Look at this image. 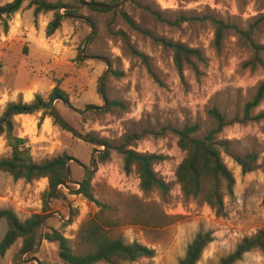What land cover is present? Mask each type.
I'll use <instances>...</instances> for the list:
<instances>
[{"label": "rangeland", "instance_id": "1", "mask_svg": "<svg viewBox=\"0 0 264 264\" xmlns=\"http://www.w3.org/2000/svg\"><path fill=\"white\" fill-rule=\"evenodd\" d=\"M11 1L0 0V6ZM48 1L64 7L83 5L80 0ZM121 1L95 0L105 5ZM104 10L84 7L67 16L50 37L46 28L53 13L36 18L28 3L8 21V29L0 21V117L11 102L30 103L37 94L48 100L56 86L68 94L69 105L53 103L68 129L51 117L42 119L39 112L16 116L15 134L29 140L36 162L67 155L71 179L79 184L90 172L95 198L110 207L108 215L124 222L115 236L155 251L152 258L112 264H180L196 236L205 232L213 234V241L198 264H219L244 238L264 230V119H244L246 104L264 83V65L254 70L244 67L252 51L237 34L254 27L253 40L264 45V21H259L264 0H128L120 8ZM65 11L62 8V14ZM122 13L130 16L137 29ZM212 18L230 26L220 48L215 44ZM91 25L95 32L87 42ZM161 38L199 49L205 62L194 59L198 71L186 66L181 78L173 51L158 41ZM138 54L147 58V64ZM108 70L104 86L108 107L104 109L100 86ZM112 102L119 105L111 106ZM92 107L99 109L88 110ZM213 109L225 118L215 141L236 179L234 196L225 198L222 217L202 197H185L173 177L186 156L175 132L197 124L200 131L193 137L204 139L218 128L209 114ZM262 112L264 100L251 117ZM134 137L129 149L161 158L154 170L168 184L167 195L158 189L144 192L136 166L130 172L124 170V156L117 148ZM104 142L113 149L102 162L99 153L105 150ZM250 155L256 157L254 170L245 174L236 159ZM10 156L6 138L1 137L0 157ZM48 185V179L14 180L0 171V212L11 210L21 222L43 214ZM60 188L64 195L52 202L34 254L21 256L26 264H66L59 258L58 244L45 239L52 231L61 232L74 253H82L77 245L80 226L100 207L76 194L80 185ZM138 206L156 215L157 222L131 224ZM7 230V222L1 220L0 243ZM20 250L17 243L6 255L0 254V264H17ZM235 264H264V251L247 253Z\"/></svg>", "mask_w": 264, "mask_h": 264}, {"label": "trees", "instance_id": "2", "mask_svg": "<svg viewBox=\"0 0 264 264\" xmlns=\"http://www.w3.org/2000/svg\"><path fill=\"white\" fill-rule=\"evenodd\" d=\"M25 3H28V7L34 8L36 18L45 13H53V19L46 28L48 37L53 36L61 28L67 16L77 14L76 11L72 10H66L62 14V8H68L69 6L64 7L60 3H52L48 0H13L0 6V21L4 23L6 29H8V21L23 9ZM80 3L86 4L84 0H80ZM89 4L88 7L95 11H105L94 6L95 4H105L97 3L95 0H92ZM156 15L160 17L159 14ZM122 16L131 27L137 29L127 13H122ZM211 20L216 27L215 44L220 48L224 35L230 26L220 20L213 18ZM182 21L187 20L182 18ZM259 21H264V16L260 17ZM253 28L251 27L247 31H237L242 44L252 51L251 59L244 65L245 68L252 70L264 65L262 58L264 45H259L253 40ZM158 41L164 47L173 51L175 67L183 79L186 66H191L195 71H198L194 59L201 63L205 62V58L199 49L191 48L182 43L167 41L163 38L158 39ZM141 57L147 64V58L144 55H141ZM263 100L264 83L259 86L252 101L245 106L244 119L246 122L264 119V112L251 117V112ZM56 101L66 105L70 104L68 94L58 86L54 88L48 100L37 94L30 103H26L22 99L9 103L0 117V138L5 137L8 147L11 149L10 157H0V171L10 174L14 180L32 182L48 179L49 181L48 189L43 195V214L34 215L25 222H21L11 210L0 212V221L5 220L8 224V230L0 243V254L2 256L6 255L12 246L21 243L17 264H26L21 259L22 255L34 254V250L42 237L43 224L47 214L51 211L52 202L60 200L64 195V191L60 186L69 187L67 168L70 158L63 155L49 161L36 162L31 154L29 140L15 134L14 118L43 112L42 119L46 116L51 117L54 119L55 124L68 129L53 105ZM110 105L118 106L119 104L112 102ZM209 114L216 121L218 128L209 133L204 139L193 137L200 131L197 124L187 125L183 130L175 132L179 138V147L186 152V156L176 170V178L185 197H202L216 215L222 217L226 215L225 198L234 196L236 179L233 172L224 163L219 144L215 141V135L220 133L226 125L225 118L217 109L211 110ZM132 140H135V137L129 139L124 146L117 148L124 156V170L130 172L131 168L136 166L141 181V189L144 192L158 189L164 195H167L170 191L168 184L159 178L154 170L155 163L161 158L157 155L139 154L129 149V143ZM104 145L106 149L99 153L102 162L109 159L110 151L113 149L106 142H104ZM255 161L256 157L252 155L244 159H236L245 174L254 170L253 164ZM92 176L90 172L86 173V177L80 182V189L76 193L100 207V211L95 216L88 218L80 226L77 245L82 253H74L69 240L61 232L52 231L45 234L46 240L58 244L60 260L66 264H98L100 262L112 264L117 261L135 262L142 258L154 257L155 251L147 246L138 242L127 244L122 237L115 236V230L121 227L124 222L120 218H113L108 215L107 212L110 207L99 203L95 198ZM131 218L130 223L135 225H151L152 222L158 220L156 215L147 214L142 206L137 207L135 215L133 214ZM212 241L213 234L211 232L198 234L189 245L180 264H198L205 249ZM252 251H264V230H259L252 237L244 238L237 245L235 251L221 259L219 264H235L241 261L245 254Z\"/></svg>", "mask_w": 264, "mask_h": 264}, {"label": "water", "instance_id": "3", "mask_svg": "<svg viewBox=\"0 0 264 264\" xmlns=\"http://www.w3.org/2000/svg\"><path fill=\"white\" fill-rule=\"evenodd\" d=\"M128 0H123L121 1L120 3L118 4H115V5H98V4H95L94 6L98 7V8H102V9H107V10H114V9H117V8H120L122 7ZM90 6L89 3H86V4H83L82 6H75V7H68V8H65L66 10H72V11H79L81 10L82 8L84 7H88ZM91 29H92V33H91V36L87 39V42L90 40V38L94 35V28L93 26L91 25ZM106 62V61H105ZM106 64L108 65V63L106 62ZM109 66V65H108ZM110 68V67H109ZM108 73H109V70L106 72V74L104 75L103 79H102V83H101V86H100V93H101V96L102 98L104 99V102H105V107L104 109H106L108 107V100L106 98V95H105V91H104V86H105V81H106V78L108 76ZM99 108L98 107H92V108H89L88 110H98ZM87 110H84V111H78L79 113H84L86 112ZM68 127V125H67ZM106 149V147H105ZM93 164H95V160H93ZM67 176H68V182L69 184H74V185H80L78 182H76L75 180H72L71 179V168L70 166L68 165V168H67ZM65 186V185H64ZM48 219V218H47ZM46 219V220H47ZM46 222V221H45ZM45 222L43 224V227L45 226Z\"/></svg>", "mask_w": 264, "mask_h": 264}, {"label": "built area", "instance_id": "4", "mask_svg": "<svg viewBox=\"0 0 264 264\" xmlns=\"http://www.w3.org/2000/svg\"><path fill=\"white\" fill-rule=\"evenodd\" d=\"M173 177H174L175 180H177V178H176V174H174ZM126 178L128 179L127 176H126ZM164 182H166V181L164 180Z\"/></svg>", "mask_w": 264, "mask_h": 264}]
</instances>
